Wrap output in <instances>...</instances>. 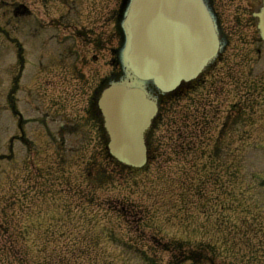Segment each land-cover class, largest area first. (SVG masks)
Masks as SVG:
<instances>
[{
    "label": "rangeland",
    "instance_id": "obj_1",
    "mask_svg": "<svg viewBox=\"0 0 264 264\" xmlns=\"http://www.w3.org/2000/svg\"><path fill=\"white\" fill-rule=\"evenodd\" d=\"M226 17L232 20L231 15ZM229 49H236V45L231 43ZM103 55L104 58L82 69L88 79L93 77L91 71L99 75L110 71L106 50ZM74 65L77 67L78 63ZM62 67L65 68L59 75L68 77L74 73L67 62ZM37 72L41 73L36 78L42 101L30 100L28 105L23 103L17 108L31 118L25 123L29 133L42 123L36 118L38 114L42 120H45L44 113L51 114L55 110L54 115H57L58 109L51 107L49 97L63 82L46 73L43 65ZM262 72L254 74L255 77L264 76V69ZM5 77L2 75L0 79ZM210 79L211 83L201 87L198 95L216 103L221 118L231 111L232 104L247 99L242 97L244 93L264 108V79L250 92H245L243 82L234 88L232 81ZM194 99L197 97L191 92L188 97L183 96L163 107L164 117L175 112L176 116L182 115L172 124H161L154 141L158 138L162 146L155 147V159L150 166L131 173L117 170L105 187L98 182L89 183L82 163L72 158L74 155L82 159V151L71 153L68 149L65 158L64 151L60 150L65 160L54 159L53 149L45 146L43 151L51 155L52 160L49 163L43 155V161L35 167L38 174H43L47 164L53 166L48 194L46 189L50 183L36 175L28 163H21L26 152L12 154L8 149L7 138L15 126L6 112L0 115V155L8 156L0 161V247L4 246L0 248V264H149L147 256L158 264H179L174 257L187 250L186 245L195 247L199 243L213 245L216 250L213 264H264V143H253L257 137L254 127L244 128L248 133L241 144L253 143V147L242 156L246 168L235 173L223 171V167L226 159L232 160L237 151L241 152L240 142L235 141L232 148L226 149L228 154L221 162L214 163L205 152L192 153L193 149L185 145L190 142L186 122L181 121L188 112L193 113L192 108L198 102ZM69 101L61 110L62 115H77L83 119L84 101L78 103L74 98ZM174 123L179 125V133L169 140L175 135ZM47 127L49 131L55 129L50 121ZM41 129H35L34 133H40L38 142L45 143L49 141L48 135H41ZM232 129L234 127L227 128ZM176 143L179 144L173 150ZM98 163L104 168H113L106 160L98 159ZM210 176L218 182L206 183L205 178ZM31 182L34 188L29 189L27 185ZM220 184L226 188L225 194L217 191ZM189 185L207 190V196L203 198L197 192L194 198L188 193L184 195ZM23 191L26 195L21 194ZM123 209L137 213L136 219L133 213L125 215ZM140 214L144 215L146 223H139ZM139 232L141 236L133 238ZM153 237L156 241L150 242L149 238ZM141 245L145 246L143 253L136 251Z\"/></svg>",
    "mask_w": 264,
    "mask_h": 264
},
{
    "label": "water",
    "instance_id": "obj_2",
    "mask_svg": "<svg viewBox=\"0 0 264 264\" xmlns=\"http://www.w3.org/2000/svg\"><path fill=\"white\" fill-rule=\"evenodd\" d=\"M149 3L150 7L144 0L133 3V26L128 28L129 35L120 53L126 80L117 84L126 88L132 80L131 84L142 88L152 85L161 94L177 84L175 78L189 76L197 64L199 69L208 62L213 52L210 45L217 39L205 0H149ZM171 62L178 67L176 76L168 69ZM139 143L130 142L124 151L115 149L119 160L134 166L145 163L144 146Z\"/></svg>",
    "mask_w": 264,
    "mask_h": 264
},
{
    "label": "flooded vegetation",
    "instance_id": "obj_3",
    "mask_svg": "<svg viewBox=\"0 0 264 264\" xmlns=\"http://www.w3.org/2000/svg\"><path fill=\"white\" fill-rule=\"evenodd\" d=\"M23 0H0V5L2 7H15L18 2H22ZM45 2H48L50 0H44ZM258 0H246V4L243 7L241 1L238 0V5L236 10L238 11H246L251 10L257 4ZM80 3L81 7L84 9H79L78 11L74 10L76 9V4ZM65 3L67 4L68 11L65 15V26L66 31L71 35L72 38L75 35H81V34H89L93 33L96 34L92 39L89 41V44L91 46L96 47L94 51H99L101 48V43L103 42V39L106 38V41L113 42L115 41V35H114V26L110 25V21L113 18L112 15V7L108 6V0H102L101 5L102 7L96 8L97 4H99V0H71L69 3V0H65ZM220 4V2H219ZM54 31V29H51ZM100 32H110L108 36L101 35ZM99 34V35H98ZM68 35V36H69ZM250 43L252 44L253 50L260 54L262 51V47H264V43L261 42L259 39L252 38L250 40ZM84 49H88L87 47H82L81 52L84 51ZM81 55V54H80ZM95 57V56H93ZM74 59L77 60L75 57ZM85 61V56H80V61ZM91 112L93 110L91 109ZM65 127V126H64ZM65 129L70 130L65 127ZM69 140H67L68 142Z\"/></svg>",
    "mask_w": 264,
    "mask_h": 264
},
{
    "label": "bare ground",
    "instance_id": "obj_4",
    "mask_svg": "<svg viewBox=\"0 0 264 264\" xmlns=\"http://www.w3.org/2000/svg\"><path fill=\"white\" fill-rule=\"evenodd\" d=\"M144 3H146V5H148L150 7L149 0H144ZM12 26H13V22L11 19H8V20L0 23V29L2 31L1 34L3 37H7L8 35H10V32L12 31ZM115 93L116 92H114V95H115ZM137 96L141 97V94L136 95L135 93L127 92L126 90H122L120 95L117 97L115 104L117 105V107L122 109V106H129L132 104L133 101L139 103ZM110 104L113 108L114 104H112V99H111ZM142 105L149 106V110H151L152 106H153V104L149 105L148 102L146 104H142Z\"/></svg>",
    "mask_w": 264,
    "mask_h": 264
},
{
    "label": "trees",
    "instance_id": "obj_5",
    "mask_svg": "<svg viewBox=\"0 0 264 264\" xmlns=\"http://www.w3.org/2000/svg\"><path fill=\"white\" fill-rule=\"evenodd\" d=\"M207 254H202L201 250L190 249L188 259L191 264H200L201 261L207 260Z\"/></svg>",
    "mask_w": 264,
    "mask_h": 264
}]
</instances>
